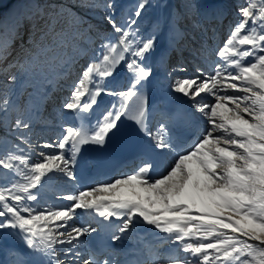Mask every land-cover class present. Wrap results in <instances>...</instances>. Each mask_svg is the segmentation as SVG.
<instances>
[{
	"label": "snow or ice",
	"instance_id": "1",
	"mask_svg": "<svg viewBox=\"0 0 264 264\" xmlns=\"http://www.w3.org/2000/svg\"><path fill=\"white\" fill-rule=\"evenodd\" d=\"M73 5L81 11L44 0L28 5L25 13L0 21V65H19L12 55L17 40L41 66L61 60L66 53L60 50L74 46L94 29L87 15L98 7L95 0H73ZM149 6V0H137L135 18L129 17L122 25L114 18L112 0L103 4V18L119 36L115 42L101 43L98 59L80 73L63 103L64 110L88 113L102 93L118 96L119 104L113 103L95 126H69L55 141L42 145L50 152L35 153L36 146L25 135L31 128V108L22 111L7 92L0 93V112L5 116L9 111L18 113L11 128L20 140L11 151L0 153V172L9 181L0 183V236L15 230L35 257V264H118L111 258L101 261L93 253L85 258L80 251V238L97 229L72 223L79 209L102 218L100 224L119 220L113 242L122 240L137 224L166 234L157 237L161 241L158 247H175L163 259L149 247L152 264H264V0H244L238 5L240 19L223 46L217 47L219 61L211 72L197 66L193 75L172 79L169 84V92L188 98L190 108L210 126L182 152L173 144L168 125L160 123L155 131L148 126L147 97L140 90L155 77L156 69L145 61L157 50L163 35L165 45L158 61L166 64L174 44L194 39L191 29L198 27L194 17L212 13L202 9L198 0H181L175 14L169 12L157 20L155 32L139 37L133 26ZM170 33L181 34L180 41ZM196 51L202 56L206 49L202 44ZM122 63L132 74L128 89L103 88L99 80L112 76ZM62 66L71 64L64 61ZM176 71L187 69L179 65L166 75L171 77ZM16 80L13 74L5 77L6 83ZM202 94H210L214 102H201L197 98L202 99ZM133 98L139 104L131 119L150 141L148 150L141 153L140 166L132 174L64 195L70 202L67 205L34 208L29 202L38 204L40 188L57 174L76 179L74 169L82 146L91 144L102 150L109 134L116 135L121 118L131 111L128 102ZM183 119L181 112L170 116L176 125ZM21 144L28 146L27 151ZM165 152L176 156L164 172L153 176V156Z\"/></svg>",
	"mask_w": 264,
	"mask_h": 264
},
{
	"label": "bare ground",
	"instance_id": "2",
	"mask_svg": "<svg viewBox=\"0 0 264 264\" xmlns=\"http://www.w3.org/2000/svg\"><path fill=\"white\" fill-rule=\"evenodd\" d=\"M156 1L158 0H149L150 6L147 7L143 11L141 17L137 19V25L133 26V31H138L139 37H148L156 31L155 25L158 19H162L169 12L173 14L176 13V0H166V7H164V9L162 10L160 9L161 7L159 8V6H157ZM198 2L202 9H207L212 13L207 17L198 14L201 22L198 26H200L202 30V37L207 40L202 42L203 45L207 44V47L205 48L206 52L201 57L210 59L214 56L217 59L216 62H218L219 57L216 55V49L217 47L223 46L224 42L228 38V34L231 27L235 25L232 22L231 23L233 25L230 24V21H232V18L234 17H229V11L230 14H235L232 12V9H230V6L233 5V3L230 0H198ZM238 4L240 5L241 1ZM133 12L134 6H130L127 8V13L122 22V25L126 23L129 17L135 18L133 16ZM217 12H222V15H216ZM226 18L230 19L229 23L228 19L226 20ZM224 20L226 21L222 27L221 25L223 24ZM213 28L214 30L213 32H211V29ZM169 35L170 37L174 35V38L177 41H180L181 39V34L170 33ZM118 36V33H114L113 30H111L107 33L106 36H103L97 42L96 47L92 45L88 47L89 40L84 41V49L89 50L87 59L85 60V67L89 63H92L98 59L99 53L101 52V43L107 42V40L115 42V39ZM193 36L197 37L195 34ZM158 44L159 47L157 48V50L154 53L149 54L145 61V63L150 64L153 68L156 69L155 77L146 86L151 95L150 105L147 110V123L153 131H155L156 127L160 123L168 125V127L171 129V138L173 144L178 145L177 151L182 152L192 146L193 143L199 138L202 130L206 128V122L203 117L195 115V112L190 108V101L188 100V98L183 97L181 94L171 93L176 98V100L182 105V108L186 112L190 124L198 130L196 137L191 139L188 143L187 141L182 140V130L170 120V116L172 114L166 111L163 99L159 95V86H163L169 91V84L171 83L172 79H175L176 76H178V74L175 75V73H172V76L169 77L166 75V73L170 72L172 69L170 64L172 63L173 59L170 60V57L173 55L174 51L176 56V52H178V49L182 46V43L179 46H176L174 44L173 48L169 49V52L166 55V64H161L158 61V57L160 56L161 50L165 45V38L163 35L159 36ZM209 45H211L210 49ZM84 52L85 51H82L83 55ZM209 54L212 57H207V55L209 56ZM70 58L71 57H67L61 62L59 71L57 69L52 68L50 71L45 72L43 76V89L37 94L38 97H36V103L31 104L30 107L33 117L35 118V120H38V122L42 123L44 121V119H42V109L46 99L50 97V95L52 96V94H56L59 91V93L61 94L63 92V89L65 91L66 85H60L59 79L68 78L66 75L68 70H70L76 64H78V62L80 63L81 60H83L82 58L80 60V58L74 57L71 61ZM131 58L132 57L129 55L128 59L130 60ZM176 58L177 57H174V61L176 60ZM64 61H69L71 66L63 67L62 65ZM216 62L211 59L210 62L207 63L205 71L211 72ZM192 63L194 64V61H192ZM181 65H183L184 67H188V64L186 62H181ZM178 73L186 72L178 71ZM131 75L132 74L130 70H128L126 66L122 63L117 67L116 71L112 76L103 80H99V83L103 88H106L111 91H125L129 87ZM191 75H193V73ZM188 76H190V74ZM45 93H47V95H45ZM197 99L206 100L214 98L210 94H202V99L201 97H198ZM65 100L66 96L63 95L61 102L64 103ZM119 102L120 101L118 96H110L102 93L99 97H97V103L93 105V108L88 113H86L90 120L89 126H95L97 121L102 120L103 116L107 114V111L111 109L112 104L116 103L118 105ZM79 113L80 112H69L67 110H64L63 105L58 107L56 111V117L54 116L53 120H51V118H47L49 121L44 122L48 124L44 127L45 129H47V134L41 133L40 135L39 133V135L41 136L40 140L42 142L45 141V143L53 142L61 136V134L67 127H80L81 125L78 122ZM39 131L45 132L46 130ZM142 141L145 148L148 150V145L150 141L144 133H142ZM24 148L27 151L28 147L25 146ZM83 152H85V169L84 176L81 177L77 173V168L82 160L81 156ZM91 153L92 149L87 148V151L82 150L80 155L77 157L78 162L75 165L74 169L76 173L75 180H68L57 174L55 177L45 183L40 188L39 201L43 197H45L46 202L44 203H48L46 206H48L49 203L52 204H50L51 206L67 205L70 202L62 198L64 195L78 194L79 191L82 189H87L88 187L107 183L109 181L114 180L115 178L127 174H132L140 166L141 160L144 158L141 155L142 152H129L122 156V158H120L112 168L108 170H97V160L94 156H92ZM175 156V152H165L163 154L154 155L153 159L155 161V168L152 172V175L157 176L160 173L164 172L166 167L175 158ZM58 175L59 177H57ZM56 180H61L64 183L62 185L61 183H55ZM8 182L9 181L8 179H6L5 175L3 177H0V183L7 184ZM44 189H47L51 193H53L51 197L52 199L50 198V196H46V193L45 196L40 195L42 192H44ZM29 203H31L34 208L39 205L36 202ZM100 220H102V218H93V215L91 213L78 209L77 216L74 221H72V223L77 226H80L82 224L85 226L87 224H91L97 229V231L92 233L91 235H86L80 238V251L84 253L85 258L88 257L89 253H93L101 261L105 258H111L116 260L118 264H131V262L133 261H142L144 262V264H152V261L148 255L149 247H151L152 250L156 252L161 259L164 258V254L166 252H168L171 248L175 247L170 246L168 244H165L163 247H158L161 244V241L157 237H163L166 236V234L158 233L152 228V226L146 224H137L131 232L127 233L124 236L122 240L113 242L111 237L113 234H116V229L117 226L120 224V221L113 218L111 222L105 221L103 222V224H100L98 223V221ZM31 257L33 256L30 255V250L26 248L22 240L15 234V230H6L4 234L0 236V264H20L21 261L28 262Z\"/></svg>",
	"mask_w": 264,
	"mask_h": 264
},
{
	"label": "rangeland",
	"instance_id": "3",
	"mask_svg": "<svg viewBox=\"0 0 264 264\" xmlns=\"http://www.w3.org/2000/svg\"><path fill=\"white\" fill-rule=\"evenodd\" d=\"M230 1H232L233 3V5L230 6V9H232V12L235 14H230V11H229V17L233 16L236 20L234 18H232V21H230V19L228 18H226V20L228 19V23L230 21V24L233 25V24H236L237 21L240 19L238 15L239 13L238 3L240 1H241V4L244 3V0H230ZM95 2L98 5V7L94 11L88 13L87 15V19L91 22L92 25H94V29L91 32H87L83 37L78 38L74 42V46L70 45L67 49L60 50L62 53H66V54H63L62 59L58 60L55 64L41 66V62L34 60L32 58V55L28 51L20 47V42L17 40L16 44L13 46L12 55L13 57H16L17 60H19V65H17L14 68L0 65V93L7 92L9 99L12 101V103L18 106L23 111L24 109L31 107V104L36 103V97H38L37 94L39 93V91L43 89L42 87L44 84L43 76L45 72L50 71L52 68L57 69L59 71L61 62L65 60V58L67 57H71L70 58L71 61L74 57L80 58V60L81 58L83 59L81 60L80 63L78 62V64H76L73 68L68 70V72L66 73L67 77L70 79L68 78L59 79L60 85L62 86L66 85L65 91L63 89V92L61 94L59 93L60 92L59 91L56 94L55 93L52 94V96L50 95V97H48L46 101L44 102V106L42 109L43 110L42 119H44V121L42 122L43 124L41 122H38V120H35V118L33 117L32 122H31L30 131L25 132V135L29 137V139L31 140V143L36 146L35 153L48 152V150L49 152L51 151L50 149L44 148L42 146L45 143V141L42 142L40 140L41 139L40 135L41 133L47 134V129H45L44 127L48 124L44 122L49 121L48 120L49 118L53 120L54 116L56 117V111L58 107L63 105V102H61L63 95L66 96V100H67L68 97L70 96L68 94H70V91L72 89L74 82H76L79 79L80 73L85 68V60L87 59L89 50L84 49L85 48L84 41L89 40L88 47H90V45L96 47L97 42L103 36H106L109 31L112 30L107 20L103 18L104 13H105L103 4L105 3V0H95ZM37 3L43 4L44 0H0V21H2L5 17H15L18 14L25 13L28 10L27 9L28 5H35ZM56 3L67 4L69 7L72 8L73 12L81 11L80 9H77L74 7L73 0H56ZM112 3L114 5V8L112 10L114 12V18L116 19L118 24H122L126 16V13H127V8L130 6H134V4L137 3V0H112ZM180 3H181V0H176L175 6L177 7V5ZM156 4L157 6H159V8L161 7L160 9L162 10L164 9V7H166V0H158L156 1ZM4 6H8V7L1 9ZM194 19L196 20L198 25L201 23L199 19V15H196ZM226 20H224L223 24L221 25L222 27ZM213 30L214 28L211 29V32H213ZM194 34L197 37H194L193 36ZM191 36L194 37V39H191L189 41L190 43H186V44L182 43V46L178 49V52H176L177 53L176 56H175V51H174L173 55L170 57V60L173 59L172 63L170 64L171 68L181 65V62H186L188 64V67L185 66V68L187 69L186 73H178V71L174 72L175 75L178 74L176 78H182V77L188 76L189 74L191 75L192 73L194 74V72L192 71H194V68L197 66L202 67L205 70L207 63H209L211 59H213V61L215 62L217 60L214 56L212 57L210 54L209 56L207 55V57H212V58L207 59V58L201 57V55L197 53L196 50L201 47L202 42L207 41L204 37H202V30L200 26L195 27L194 29H191ZM210 46L211 45H209V49H210ZM203 47L206 48L207 44L203 45ZM82 51H85L84 52L85 56L82 54ZM174 57H177L175 61H174ZM43 59L44 58L41 57V61ZM192 61H194V64L192 63ZM20 65H23V67H21ZM8 74L16 75L17 80L8 81L6 83L5 77ZM201 101L213 103L214 99H206V100L204 99ZM17 115L18 113L15 111H9L7 116H5L4 113L0 112V153H3L5 151H11L15 147V145L20 144V140L17 139V136L19 134L16 133L15 129L11 128V123L12 121L15 120ZM195 115L202 117L197 112H195ZM208 127L210 126L206 124V128ZM205 129L202 130L200 135L203 134ZM39 130H46V131L43 132ZM25 146L28 147L27 145L21 144V147H25ZM35 158H36L35 155H33V159ZM3 176H4L3 172H0V177H3ZM57 177H59V175ZM61 180H58V181L56 180L55 183H61L62 185L64 182ZM43 191L44 192L40 194L41 196H45V193H46L47 194L46 196H50V198L52 197L53 193H51L49 190L44 189ZM42 199L39 201L38 203L39 205L36 206L35 208H38L39 210L40 209L43 210L52 205L51 203H49V205L46 206L48 203H44L46 202L45 197H43Z\"/></svg>",
	"mask_w": 264,
	"mask_h": 264
},
{
	"label": "water",
	"instance_id": "4",
	"mask_svg": "<svg viewBox=\"0 0 264 264\" xmlns=\"http://www.w3.org/2000/svg\"><path fill=\"white\" fill-rule=\"evenodd\" d=\"M12 3V2H11ZM6 8H7V6H6Z\"/></svg>",
	"mask_w": 264,
	"mask_h": 264
}]
</instances>
